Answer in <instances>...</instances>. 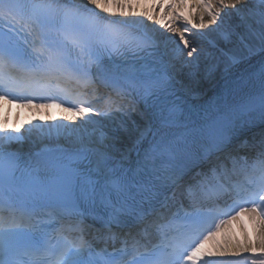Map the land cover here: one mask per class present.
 Listing matches in <instances>:
<instances>
[{
	"label": "snow or ice",
	"instance_id": "1",
	"mask_svg": "<svg viewBox=\"0 0 264 264\" xmlns=\"http://www.w3.org/2000/svg\"><path fill=\"white\" fill-rule=\"evenodd\" d=\"M241 5L244 7H238ZM229 9L259 21L258 31L250 29L255 43H247L245 51L247 57L264 53V0H155L151 12L138 13L118 0H86L83 4L74 0H0V19L6 22V28L0 29V101H19L29 108L67 104L66 110L88 123L90 117L116 119L113 112L137 111L134 104L113 108L111 102L101 110L93 99L62 86L70 79L85 85L99 82L117 96L135 93L150 107H160L157 102L162 96L174 97L168 117L160 122L161 129L174 127L175 114L181 111L175 77L156 58L155 37L145 33L133 44L127 29L142 21L108 17L133 15L155 22L178 37L172 59L182 66H196L202 57L213 54L202 48L198 51L190 29L203 33L211 28L215 43H231L236 33L225 25L232 14L226 11ZM185 56L195 59L184 60ZM224 57L225 70L246 58L234 53H224ZM217 67L219 58L210 66L212 70ZM259 78L258 94L235 104L214 106L203 124L185 125L179 136L154 135L134 170L115 162V146L105 143L103 132L94 138L79 134V128L68 124L44 127L37 123L29 133L38 132V141L21 157L8 147L22 142L19 129L10 132L0 125V205L11 209L0 215V264H38L45 233L36 217L42 216V210L59 219L74 218L81 233L79 241L53 264H232L210 258L241 253H258L260 258L246 261L264 264V138L253 146L258 151L251 165L247 157L230 152L224 159H211L226 151L244 125L257 119L264 123V65ZM65 119L74 121L76 116ZM145 135L141 132L135 144ZM197 144L200 153L194 150ZM246 146L244 141L241 147ZM181 156L192 161V166L207 165L206 170L198 167L184 181L190 168L177 169L172 163ZM237 173L247 177L244 183L231 182ZM141 174L144 178L137 179ZM245 214L258 221V242L214 244L215 251L206 250L225 225ZM126 217L142 227L131 240L120 237L119 247L105 245L98 250L83 238L89 228L99 225L97 232L107 229L114 239L117 234L112 228L123 225ZM146 232L155 234L154 243L143 242Z\"/></svg>",
	"mask_w": 264,
	"mask_h": 264
},
{
	"label": "bare ground",
	"instance_id": "2",
	"mask_svg": "<svg viewBox=\"0 0 264 264\" xmlns=\"http://www.w3.org/2000/svg\"><path fill=\"white\" fill-rule=\"evenodd\" d=\"M74 2L83 4L86 2V0H74ZM120 3H124L125 7L128 5L131 6L132 11L134 12H144L152 11V4L155 2V0H118ZM238 7H244L243 5ZM113 10L116 12H119V8L113 7ZM187 11V10H186ZM229 13H232L226 20L225 25L226 27H230L234 29L236 35L233 36L231 43H224L223 41H220L218 43H215L216 40V33L212 31L211 28L203 30V33H198L195 30L190 29V39L194 43H201L198 46L199 49H204L206 53L209 52V50H213L212 56H204L199 61L198 65L196 66H181L176 67L177 71H180L183 76H185V72L194 77L195 83L193 84L192 88L193 90L190 91L188 96L190 98H197L200 95L205 94L206 92L212 90L214 87L218 85V83L226 78L228 75L238 72L242 70L246 64L254 57H257V55H253L250 57L246 56L245 51V45L249 42L255 43V41L252 40V37L250 35V29L255 28L257 31L259 30V21L253 20L247 18L246 13H239L236 14L234 10L229 9L226 10ZM103 15V13H101ZM245 17L244 20L241 19V17ZM112 18L125 20V21H142V23H133L141 28H143L150 36H154L157 44L163 48L171 51L172 55V49L176 47V42L178 40V37L174 36L172 33L166 31L164 28H160L159 25H157L153 21H148L142 17L139 16H125L121 17L119 15L113 16ZM178 26L184 27L183 22H178ZM217 28L220 27L218 24L215 26ZM243 38V42L242 39ZM215 43V47H211V44ZM224 53H234L238 56H245L246 58H243L239 63L229 65L227 70H225V57ZM217 58H219V67L215 68V70H212L210 66L212 64L217 63ZM195 59V56H193V60ZM213 71V72H212ZM66 122V123H65ZM65 122H61L60 124H67V120ZM39 124H41L44 127L53 126L54 124L50 121L49 123L43 122L42 119H39ZM0 125L2 127L4 124L0 122ZM72 128H79L81 135H89L91 134L94 138L98 137L101 132L105 133V143L109 145H114V156L116 157L115 162H122L125 156L130 155L134 149H135V141L140 136L141 132H146V135L143 140H146L148 136H152L158 130H160V125L152 123L151 120L145 119L142 121L141 119H138V117L130 118L129 120H126V122H118L116 125H108L106 129H98L95 127H92L89 123L85 122L83 123V126L81 125H75V124H68ZM31 139L28 144L29 148L33 149V145L35 142L38 141L39 133L33 130L31 132ZM75 135V134H74ZM143 142V141H142ZM141 142V143H142ZM61 143H64L63 140H61ZM129 149H132L129 151ZM118 150V151H116ZM260 236V228L258 221L253 222L252 226V232L249 233V231H246L244 228H237L234 229L232 227H227L222 231L220 234H218L214 241L210 242L206 250H213L215 251V248L213 247L214 244H219L222 246H227L229 244L235 245L237 243L239 244H245L248 241L252 242H258ZM249 253H241L239 256H231L226 255L223 257H212L210 259L215 258H239Z\"/></svg>",
	"mask_w": 264,
	"mask_h": 264
},
{
	"label": "rangeland",
	"instance_id": "3",
	"mask_svg": "<svg viewBox=\"0 0 264 264\" xmlns=\"http://www.w3.org/2000/svg\"><path fill=\"white\" fill-rule=\"evenodd\" d=\"M127 1V0H125ZM209 52H213V50H209ZM213 72V71H212ZM185 76H179L178 75V78L183 82L184 86L187 88V89H192V86L193 84L195 83V79L194 77H192L191 75H189L188 73L185 72L184 74Z\"/></svg>",
	"mask_w": 264,
	"mask_h": 264
}]
</instances>
